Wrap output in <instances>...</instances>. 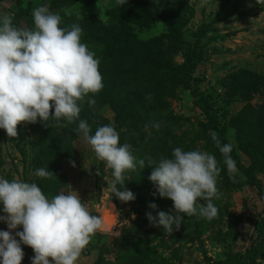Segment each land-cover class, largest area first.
I'll return each instance as SVG.
<instances>
[{
	"label": "rangeland",
	"instance_id": "obj_1",
	"mask_svg": "<svg viewBox=\"0 0 264 264\" xmlns=\"http://www.w3.org/2000/svg\"><path fill=\"white\" fill-rule=\"evenodd\" d=\"M49 1L21 0V7L28 8L29 4L36 8L46 7ZM117 4L118 0H93L90 3L88 0H81L72 8H65L64 14H72L78 18L97 16L100 20L109 22L105 11ZM189 5L194 9V16L187 25L188 38L198 35L203 27L209 29L203 37L206 56L201 62V90L205 93H218V96L223 98L219 101L224 106L223 119L228 124L227 136L231 145L238 146L240 141L237 140L239 137L233 120L242 123L239 111L245 100L242 101L240 95L228 97L227 88L239 70H249L264 76V0H189ZM17 11L14 1L0 2V12L13 15ZM20 26L24 28L23 23ZM165 32V27L157 24L149 29L135 31L134 34L137 40L148 43ZM181 54L182 52H179L175 57L178 64L183 62ZM156 63L163 66L164 62L159 60ZM143 76L147 74L139 78ZM180 97L179 101H172L174 114L178 117L177 124L180 126L173 131V135L180 138L181 144L182 140L184 141L180 148L185 151L201 149L211 153V147L206 140L210 135L206 128L207 119L203 116L200 106L194 105L195 96L184 90ZM253 103L256 104L257 101L253 100ZM95 115L101 126L103 122L115 125V115L109 105L103 103L95 110ZM28 126L29 123L25 122L18 124L15 138L8 137L6 132L0 129L2 177L8 180L36 182L49 198L73 190L78 193L82 203L88 205L91 215L98 216L103 208L110 204L117 217L110 232H97L92 236L77 260L79 263L76 264H222L229 258L232 232L235 229H239L240 251L248 247L255 238L253 224L264 209V128L261 124L257 125V130H253V134L258 138L255 147L260 157L256 158L258 163L252 169L254 179L260 187L250 181L248 183L247 178L237 169L230 174L240 176V181H231L225 175V170H221L217 176V195L212 198L218 208L217 216L210 220L186 216L179 230H174L171 235L150 224L145 215L146 212L156 215V210L148 207L150 203H154L153 199L158 201L157 210L175 215L173 202L168 198L159 197L156 187L148 178L152 171L151 166L148 173L143 170L138 174L139 169H136V174H131V170L125 173V183L134 191L135 198L140 196L146 202L150 201L144 211L138 212L129 202L125 203L114 197L107 188L113 178L112 169L108 168L104 161L97 159L83 135L64 145L65 156L62 160H57L55 166L52 162L50 171L54 175L48 178L37 177L35 169L42 166L40 154L46 152V145H40L41 148L37 142L32 144L35 142V135L29 133ZM255 147L252 146L251 152L256 155L253 149ZM245 149L248 151L250 147ZM133 151L134 148L131 149L132 154ZM171 153L172 150H168L166 156L170 157ZM239 155L242 164L249 167L252 163L249 155ZM216 159L219 161V158ZM218 167L221 169L219 162ZM132 187L135 190H132ZM0 215L3 213L0 212ZM0 230H8L5 223L0 222ZM16 231L22 229L18 227L12 230V234ZM21 247L24 251L21 263L31 264L33 250L23 244ZM260 258L264 260V253Z\"/></svg>",
	"mask_w": 264,
	"mask_h": 264
},
{
	"label": "clouds",
	"instance_id": "obj_2",
	"mask_svg": "<svg viewBox=\"0 0 264 264\" xmlns=\"http://www.w3.org/2000/svg\"><path fill=\"white\" fill-rule=\"evenodd\" d=\"M126 2L118 0L120 5ZM32 20L34 27L24 30L13 25L11 13L0 12V129L11 138L17 137L21 122L36 123L39 118L44 123L55 120L61 127L75 122L81 111L78 102L104 87L100 61L82 43L78 24L70 29L60 27L62 17L44 6L33 9ZM88 103L95 104V100L90 98ZM153 127L158 129L160 124ZM77 131L97 159L112 169L107 188L113 196L125 203L135 200V194L124 188L125 173L137 164L145 167L144 160L137 161L131 146L120 142L113 124L99 126L90 134L88 123L80 120ZM212 140L228 172H236L230 155L233 145L221 144L215 132ZM148 166L152 167L148 178L157 194L170 199L175 210L173 215L150 203L148 207L156 210L155 216L145 213L150 224L171 235L186 216L209 220L217 216L212 198L217 195L221 169L213 154L177 147L170 157L149 160ZM35 175L48 178L54 174L46 167L36 170ZM0 212V222L8 229L0 230V264H21V244L33 250L31 264H76L92 236L111 231L117 219L107 209L98 216L91 215L88 205L73 190L49 198L36 182L4 177H0ZM18 227L22 231L13 235L12 230Z\"/></svg>",
	"mask_w": 264,
	"mask_h": 264
},
{
	"label": "trees",
	"instance_id": "obj_3",
	"mask_svg": "<svg viewBox=\"0 0 264 264\" xmlns=\"http://www.w3.org/2000/svg\"><path fill=\"white\" fill-rule=\"evenodd\" d=\"M2 1L4 0H0ZM11 1H14L18 8L13 14V25L24 30L32 29V12L36 6L29 4L28 8H23L21 0ZM80 1L50 0L46 8L62 17L60 27L70 29L73 24L81 27L82 43H85L100 61L99 71L104 87L100 92L89 93L82 102H78L81 111L79 118L73 123L61 127L55 120L44 123L39 118L36 123H29V133L35 135V142L32 144L37 142L39 147H47L44 146L46 152L40 154V168L47 167L50 171L53 164L55 166L57 160H62L65 156L64 145L83 135L77 131L80 120L86 121L91 128L90 134H94L101 126L95 110L104 103L114 112V127L119 133L120 142L129 144L131 149L134 148L133 155L137 157V161L145 162V167L141 168L137 164L131 174H136V169H139L138 174L143 170L148 173L149 160L158 162L162 156L168 154V150L173 151L184 143L182 140L181 144L180 138L173 135V131L180 126L177 124L178 117L174 114L172 101H179L180 94L188 90L195 96L194 105L200 106L203 116L207 119L206 128L210 135L206 140L211 147V154L219 158L221 170H225V175L231 181H240V176L231 175L227 171L224 158L212 140L211 134L215 132L221 144L231 143L227 136L228 124L223 119L224 106L219 101L223 98L219 97L218 93H205L200 87L203 82L201 62L206 56L203 37L209 29L203 27L198 35L188 38L187 25L194 16V9L189 5V0H127L125 4L118 3L105 11L109 22H104L97 16L78 18L72 14H64L65 8H72ZM92 1L88 0V3ZM21 23L24 28L20 26ZM157 24L165 27L164 34L148 43L137 40L135 31L149 29ZM179 52H182L183 58L180 64L175 62ZM159 60L164 62L163 66L156 63ZM144 74L147 76L139 78ZM227 91L228 97L240 95L242 101H246H243L244 105L239 111L242 123L233 120L240 144H233L230 155L235 161L236 169L247 178V182L259 186L252 173L258 163L256 158L260 157L255 147L258 138L253 134V130H257L258 124L264 128V76L249 70H239L233 76L231 84H228ZM90 98L95 100V104L88 103ZM253 100L257 103L254 104ZM155 123L160 124L158 129L153 127ZM107 124L108 122H103V125ZM248 146L250 150L247 151L245 148ZM252 146L255 147L253 149L257 156L251 152ZM244 153L252 159L249 167L242 164L239 154ZM127 187L125 183L124 188L130 190ZM132 190L135 189L132 187ZM153 200L158 205V201ZM148 202L139 196L129 204L136 207L138 212H142L147 208ZM253 231L255 238L243 251L238 247L239 229L232 232L231 252L228 260L222 264H264V260L260 258L264 253V209L254 221Z\"/></svg>",
	"mask_w": 264,
	"mask_h": 264
},
{
	"label": "water",
	"instance_id": "obj_4",
	"mask_svg": "<svg viewBox=\"0 0 264 264\" xmlns=\"http://www.w3.org/2000/svg\"><path fill=\"white\" fill-rule=\"evenodd\" d=\"M110 206L109 205H106L104 208H103V210L99 213V214H102V213H104L105 212V210L106 209H108ZM111 209V208H110ZM112 211V214H114L115 215V212H114V210L112 209L111 210ZM107 233V232H106Z\"/></svg>",
	"mask_w": 264,
	"mask_h": 264
},
{
	"label": "bare ground",
	"instance_id": "obj_5",
	"mask_svg": "<svg viewBox=\"0 0 264 264\" xmlns=\"http://www.w3.org/2000/svg\"><path fill=\"white\" fill-rule=\"evenodd\" d=\"M110 205V204H109ZM111 208V209H110ZM115 209V208H114ZM108 211H110L111 213H112V207L110 206L108 209H107ZM114 215V214H113ZM106 219H107V217H106ZM115 223V222H114ZM114 223L112 224V228H111V230L113 229V227H114ZM110 232V231H109Z\"/></svg>",
	"mask_w": 264,
	"mask_h": 264
},
{
	"label": "crops",
	"instance_id": "obj_6",
	"mask_svg": "<svg viewBox=\"0 0 264 264\" xmlns=\"http://www.w3.org/2000/svg\"><path fill=\"white\" fill-rule=\"evenodd\" d=\"M88 196H91V195L88 194ZM77 262L79 263V261H76V263H77ZM21 264H22V263H21Z\"/></svg>",
	"mask_w": 264,
	"mask_h": 264
}]
</instances>
